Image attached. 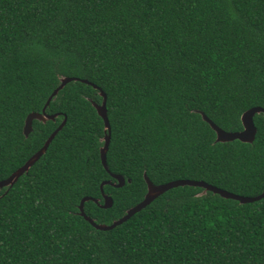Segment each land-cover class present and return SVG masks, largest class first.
I'll list each match as a JSON object with an SVG mask.
<instances>
[{
  "label": "trees",
  "instance_id": "1",
  "mask_svg": "<svg viewBox=\"0 0 264 264\" xmlns=\"http://www.w3.org/2000/svg\"><path fill=\"white\" fill-rule=\"evenodd\" d=\"M62 77L77 79L24 136ZM253 106L264 109V0H0V180L64 119L0 188V264H264V195L178 185L106 230L78 213L95 198L83 212L110 224L142 200L144 176L260 194L263 114L250 142L216 141L200 114L232 132Z\"/></svg>",
  "mask_w": 264,
  "mask_h": 264
},
{
  "label": "water",
  "instance_id": "2",
  "mask_svg": "<svg viewBox=\"0 0 264 264\" xmlns=\"http://www.w3.org/2000/svg\"><path fill=\"white\" fill-rule=\"evenodd\" d=\"M77 78L75 77H62L59 80V84L51 91L49 96L47 97L44 106L41 109V112H30L28 113L23 122L22 126V133L24 136L28 134L31 128V121L32 119H37L44 121L45 119L52 118V115H47L44 113V107L50 100V98L55 95V93L68 81L70 80H76ZM82 82H87L85 79H81ZM95 87V85H93ZM102 100L99 105H94L95 109L98 113V115L101 117L103 121V126L105 130V135L103 136V145L99 149V158L102 166L107 170L106 164H105V151L108 145V140H109V124L108 120L106 117V112H105V94L102 91H99ZM261 112L264 116V109H262L259 106H253L248 108L247 110L243 111L240 115V121L242 124V129L238 131H224L221 128H219L217 125H215L210 119H208L203 113L201 114V117L203 120H205L210 128L214 131L215 133V140L216 141H230L233 139H237L243 142H250L253 139L254 133H255V127L252 121V117L254 113ZM64 123V119L60 122V124L49 134V136L46 138L45 142L42 144V146L35 152L33 153L19 168H17L14 172H12L8 177L0 180V188L3 186H10L13 184V182L17 179V177L25 172L27 168L43 153L45 150L47 144L53 137V135L56 133L58 129L62 126ZM112 178H114L117 183L115 184L116 186H120L123 184V177L117 174H110ZM144 180L146 182L147 190L146 193L144 194L142 200H140L138 203L135 205L129 207L125 213L117 218L116 220H113L110 224H101V223H96L85 215L83 212L82 204L85 200H92L93 202H97V199L91 198V197H82L79 201L78 204V213L81 215L86 221L89 222L94 228L96 229H101V230H106L114 227L115 225L120 224L124 220H126L128 217H130L134 212L140 210L142 207H144L146 204H148L153 198H155L157 195L161 194L165 190L178 186V185H192V186H199L202 187L204 190H209L211 192L217 193L220 196L224 198H231L235 199L238 202H251L254 200H257L261 198L264 195V187L261 191L260 194L255 195V196H241L237 195L231 192H228L226 190H223L221 188L212 186L210 184H207L203 181L199 180H190V179H175V180H170L164 183L160 184H152L149 182V180L144 176ZM108 181H103L100 184V193L102 197V204H100L101 207H108L111 205V197L108 196L107 194L102 192L101 185L103 183H107Z\"/></svg>",
  "mask_w": 264,
  "mask_h": 264
}]
</instances>
